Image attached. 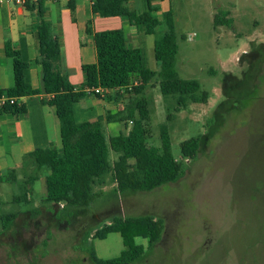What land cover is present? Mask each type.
I'll return each instance as SVG.
<instances>
[{"label": "rangeland", "instance_id": "374dc122", "mask_svg": "<svg viewBox=\"0 0 264 264\" xmlns=\"http://www.w3.org/2000/svg\"><path fill=\"white\" fill-rule=\"evenodd\" d=\"M150 6L157 16L171 10L177 76L200 85L182 103L177 94L162 95L156 79L144 93L147 142L159 146L166 125L172 154L184 162L183 175L151 191L119 193L108 172L94 185L90 207L59 222L53 212L61 205L43 202L44 173L33 192L41 213L33 219L21 213L33 207L23 200L17 168L19 180L4 184L0 194V264H95L82 244L87 231V250L98 259L114 258L123 249L120 235H92L114 218L141 215L161 221L160 238L131 264H264V0H152ZM220 10L229 12L230 26L213 25L212 13ZM165 30L162 23L144 36L141 47L151 70L158 68L153 40ZM226 72L240 81L233 88H224ZM117 97L125 106L127 94L119 91ZM119 131L125 129L103 130L106 138ZM191 137H199V148L185 162L180 144ZM116 159L110 151V163ZM18 211L13 228L5 230L2 217ZM137 242L146 246L145 239Z\"/></svg>", "mask_w": 264, "mask_h": 264}, {"label": "trees", "instance_id": "16d2710c", "mask_svg": "<svg viewBox=\"0 0 264 264\" xmlns=\"http://www.w3.org/2000/svg\"><path fill=\"white\" fill-rule=\"evenodd\" d=\"M145 0L146 9L137 11L128 0H94L91 5L93 13L99 16H119L128 19L139 32L155 34L159 19L152 14L150 2ZM228 11L213 14V25H231ZM38 48L35 64L41 75V88L34 89L26 81L24 70L27 62L22 61L16 52L6 46V53L13 59L14 82L12 87L4 90L15 99L0 106V116L16 115L25 112L18 98L42 93V102L52 108L59 126V151L48 147H38L26 154L19 166L23 177V186H27L44 173L45 204L61 205L53 212L57 221L66 216H79L94 200L93 187L100 183L102 177L110 172L119 193L125 190L151 191L165 184L176 182L184 173V162H178L171 151L169 131L162 125L159 146L147 142L149 118L147 101L144 93L154 79L157 80L160 93L164 96L178 95L179 103L184 97L195 96L200 85L195 80L178 78L176 72V55L178 46L174 32L172 12H163L162 18L166 30L154 39L153 48L158 62L157 70L147 66L142 48L127 47L125 35L121 29L98 31L93 34L96 50V62L85 64L82 70L84 83L78 89L70 84L57 67L59 41L49 34V22L42 12L38 15ZM262 47V44L260 45ZM255 53V52H253ZM251 53V54H253ZM256 54V53H255ZM253 54V55H255ZM139 77V83L128 88ZM224 88L237 84L231 73H224ZM102 87L126 93L125 106L116 113H108L93 121L76 122L73 116V104L86 96L84 87ZM95 96H103L91 93ZM90 95V94H89ZM205 96L202 92L200 96ZM195 99V98H194ZM108 122H130L126 133L105 137L103 125ZM199 137H191L180 144V157L188 161L194 159L199 148ZM117 154L111 164L109 153ZM17 168L6 170L0 175L1 182H17ZM29 203V202H28ZM50 211V210H48ZM20 213V212H19ZM19 213L6 214L2 217L4 229H11ZM21 213L30 214L33 219L41 213L38 207ZM116 232L120 235L123 249L120 254L110 259H98L90 248L89 231L82 237L85 251L95 264H131L140 259L159 240L161 221L151 215L114 218L113 221L92 235L104 239L107 234ZM137 239H145L146 246ZM81 248V246H79Z\"/></svg>", "mask_w": 264, "mask_h": 264}, {"label": "crops", "instance_id": "0c3cea01", "mask_svg": "<svg viewBox=\"0 0 264 264\" xmlns=\"http://www.w3.org/2000/svg\"><path fill=\"white\" fill-rule=\"evenodd\" d=\"M128 3L139 12L146 9L145 0H128ZM39 12L49 22L50 37L58 39L60 44L57 67L75 89L85 81L82 66L96 62L95 32L121 29L127 47L131 48H142L144 36L152 35L139 32L128 19L93 13L91 4L86 0H39L36 3L26 0L23 4L17 0H0V90L12 87L14 82L13 59L6 53L7 45L22 61L27 62L25 81L34 89L41 88V75L35 64ZM151 12L155 15L153 10ZM162 14L155 15L159 25L164 23ZM152 52L155 59L153 47ZM118 93L109 90L103 96L90 94L80 98L72 107L75 121H93L101 116L105 119L108 113L121 110L125 101L118 100ZM43 98L42 93L22 96L17 100L24 106V113L0 116V175L8 169L19 168L23 157L38 147L59 151L58 121L52 108L42 102ZM127 123L106 122L103 130L114 132L123 128L125 131L119 133H126L130 128ZM34 182L27 186L28 191L24 190L26 197L23 199L32 207L37 205L33 201ZM4 184L7 182L0 183V194L5 189ZM44 196L45 190L43 199ZM13 201L17 203L21 199L13 196Z\"/></svg>", "mask_w": 264, "mask_h": 264}, {"label": "built area", "instance_id": "2783aa9c", "mask_svg": "<svg viewBox=\"0 0 264 264\" xmlns=\"http://www.w3.org/2000/svg\"><path fill=\"white\" fill-rule=\"evenodd\" d=\"M33 2H39V0H32ZM87 2H89L91 5L93 4L94 0H86ZM18 3H25L26 0H17ZM139 77L136 78L132 84L130 86H128V88H131L132 86H135L139 83ZM82 91L89 95L91 93H96L99 95H104L105 92L109 91V90H105L102 87L98 86V87H84L82 89ZM122 91V90H121ZM14 100L13 97L9 96L4 90H0V106H3L4 104H6L7 102H12Z\"/></svg>", "mask_w": 264, "mask_h": 264}]
</instances>
